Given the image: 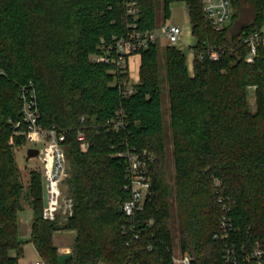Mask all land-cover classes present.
Returning a JSON list of instances; mask_svg holds the SVG:
<instances>
[{
  "label": "trees",
  "instance_id": "trees-1",
  "mask_svg": "<svg viewBox=\"0 0 264 264\" xmlns=\"http://www.w3.org/2000/svg\"><path fill=\"white\" fill-rule=\"evenodd\" d=\"M178 1L195 39L192 73L181 50L163 46L162 77L157 42L133 53L140 59L135 84L126 67L98 60L129 32L127 25L154 30ZM137 2L133 19L124 0H0V264H19L23 256L16 222L22 199L33 211L29 242L44 264H59L58 231L74 233L63 264H173L174 247L189 255V264H225L230 242L243 251L264 248V47L246 63L242 42L264 25V0H230V24L221 30L205 19L200 0H161L159 25L157 0ZM211 50L218 60L209 58ZM28 83L40 125L64 133L72 213L63 225L41 216L40 173L31 171L23 189L13 162L7 120H20L18 88ZM118 116L123 126L108 127ZM13 140L22 146V138ZM124 146L152 157L149 192L132 222L121 210L128 195L115 155ZM223 217L233 228L226 239L219 237ZM123 225L133 229L122 233Z\"/></svg>",
  "mask_w": 264,
  "mask_h": 264
},
{
  "label": "built area",
  "instance_id": "built-area-1",
  "mask_svg": "<svg viewBox=\"0 0 264 264\" xmlns=\"http://www.w3.org/2000/svg\"><path fill=\"white\" fill-rule=\"evenodd\" d=\"M202 12L205 19L214 30H221L225 27L227 20L232 15L230 0H200ZM182 2V1H180ZM125 12L129 17L135 19L139 13L137 0H124ZM129 32L114 41V45L107 47L106 52L98 60L104 63H111L116 69H124L127 57L134 52L146 49L149 44L161 39L162 46H169L178 49V44L182 39L183 30L178 24L163 21L157 28L151 31H139L133 23L127 25ZM242 42L248 51L245 57L246 63H252L259 47H264V33L254 31L243 37ZM211 60H218V50L209 51ZM253 90V87L251 88ZM18 98L20 100V120H7L11 126V137L9 143L12 149L16 148L13 138L23 139L25 146H36L42 144L43 151V172L41 178L45 181L46 205L43 206L41 216L48 221H54L56 212L60 209L69 216L72 213V200L69 197L63 198L59 188L60 181L66 174V158L63 146L64 133L55 128L44 129L40 123L39 111L36 101V91L31 83L18 88ZM111 129H118L123 126L122 119L108 120L106 123ZM33 138L34 141H30ZM81 132L77 139H82ZM30 148V147H29ZM40 151V150H39ZM40 155V152H39ZM123 162L125 182L123 189L127 192L128 198L122 203L121 210L124 215L133 221L135 213L142 209L145 196L149 192L150 178L148 166L152 162V157L145 151H135L127 146L122 147L115 153ZM42 200V195H41ZM221 238H228L229 232L233 230L230 221L223 217L220 221ZM132 226L123 225L122 233L130 231ZM137 237V235H134ZM217 237V236H216ZM225 264H264V248L255 244L249 251L238 249L233 242L226 245L223 255ZM173 264H189L190 257L187 254H180L178 258L172 257ZM33 264H44L42 260H37Z\"/></svg>",
  "mask_w": 264,
  "mask_h": 264
},
{
  "label": "rangeland",
  "instance_id": "rangeland-1",
  "mask_svg": "<svg viewBox=\"0 0 264 264\" xmlns=\"http://www.w3.org/2000/svg\"><path fill=\"white\" fill-rule=\"evenodd\" d=\"M157 23L158 25L162 22L163 17L161 13V0H157V11H156ZM170 21H169V20ZM166 19L168 22H176L182 26H188V17L185 11V6L182 2H174L171 4V11L169 18ZM231 17L227 20L225 26H229ZM261 31L264 33V25L261 26ZM163 47V46H162ZM158 67L160 69V73L162 77L165 74V51L158 44ZM139 56L137 54H131L127 57L126 61V69L129 76V84H135L138 80V68H139ZM193 62V59H192ZM192 62L189 64V73H192ZM248 103L251 108H254V96L251 88L249 89L248 94ZM162 117L165 125V130L169 134L168 125H169V101L165 90L162 92ZM30 141H34L33 138ZM166 145V154H165V162L167 164L168 171V182L171 183L173 177V166L171 164V146L169 143H165ZM37 148L40 150V155L36 158L25 160V152L27 148ZM13 162L15 167L20 173L21 181L23 184V189H25L29 185V174L31 171H37L40 173L43 172V151L42 144L36 143V146H25L22 145L20 147H16L12 149ZM66 158V155H65ZM70 177V168L69 162L66 158V174L62 178L59 184V188L61 191V195L63 198L69 196L68 193V185L66 183L67 179ZM23 209L19 211L16 215L17 222V236L18 239L24 242L23 245V256L19 259V264H33L34 261L39 260L37 251L35 250L32 243L29 242L30 238V223L33 216V211L29 207L27 201L22 199ZM67 215L64 213L63 209H60L56 212V219L58 225H63L65 223ZM74 238V233L69 231H58L53 234V244L57 247L59 254H67L70 251V247L72 245ZM11 255H14V252H11ZM180 256L179 250L177 247L173 249V257L178 258Z\"/></svg>",
  "mask_w": 264,
  "mask_h": 264
},
{
  "label": "crops",
  "instance_id": "crops-1",
  "mask_svg": "<svg viewBox=\"0 0 264 264\" xmlns=\"http://www.w3.org/2000/svg\"><path fill=\"white\" fill-rule=\"evenodd\" d=\"M170 11H171V4H170ZM185 11H186V8H185ZM186 14H187V12H186ZM171 23L178 24L176 22H171ZM178 25L183 30L182 39H181L180 43L178 44V50H181L185 54V56H186V66H187V69L189 71V69L191 67V66L189 67V64L191 65V62H192V59H193V53L191 52V48L195 44V39L191 35V27H190V24H189V20H188V26H182L180 24H178ZM157 43L162 47L161 39H158Z\"/></svg>",
  "mask_w": 264,
  "mask_h": 264
},
{
  "label": "water",
  "instance_id": "water-1",
  "mask_svg": "<svg viewBox=\"0 0 264 264\" xmlns=\"http://www.w3.org/2000/svg\"><path fill=\"white\" fill-rule=\"evenodd\" d=\"M39 149L37 148H27L25 152V160L33 159L39 156ZM41 195H42V203L43 206L46 205V188H45V181L41 178ZM70 255L69 254H60L58 256V263L63 264L64 260L67 259Z\"/></svg>",
  "mask_w": 264,
  "mask_h": 264
}]
</instances>
